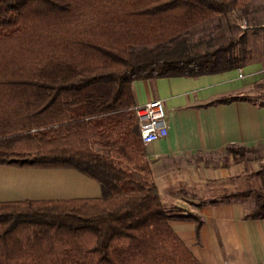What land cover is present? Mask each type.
<instances>
[{
	"label": "trees",
	"instance_id": "16d2710c",
	"mask_svg": "<svg viewBox=\"0 0 264 264\" xmlns=\"http://www.w3.org/2000/svg\"><path fill=\"white\" fill-rule=\"evenodd\" d=\"M246 1L0 0V165L73 169L100 188L0 203V264H200L169 224L199 218L162 206L132 84L236 69L233 40L200 51L189 31ZM251 195L246 218H264L263 177Z\"/></svg>",
	"mask_w": 264,
	"mask_h": 264
},
{
	"label": "crops",
	"instance_id": "0c3cea01",
	"mask_svg": "<svg viewBox=\"0 0 264 264\" xmlns=\"http://www.w3.org/2000/svg\"><path fill=\"white\" fill-rule=\"evenodd\" d=\"M255 50L245 51L233 70L132 84L135 106L163 103L167 136L143 145L145 159L162 206L199 218L169 224L200 264H264V218H246L256 179L227 158L229 147L264 152L263 43ZM222 98L236 99L210 105ZM225 189L233 192L215 194ZM99 195L98 183L73 169L0 165V203Z\"/></svg>",
	"mask_w": 264,
	"mask_h": 264
},
{
	"label": "rangeland",
	"instance_id": "374dc122",
	"mask_svg": "<svg viewBox=\"0 0 264 264\" xmlns=\"http://www.w3.org/2000/svg\"><path fill=\"white\" fill-rule=\"evenodd\" d=\"M263 27L264 0H248L242 2L234 12L217 15L205 23L192 27L189 32L193 36V41H196L198 38L202 39V43L197 47L200 51H203L207 47L213 48L219 44H227L230 40H233L235 43L233 56L241 58V55L243 56L245 51L249 49L255 50L262 43L264 45ZM238 63L239 60H237ZM227 158L236 163H243V172H246V177L249 174L255 177L256 190L260 188L261 177L264 178V152L262 149L238 150L234 155L228 154ZM225 190V193L216 191L215 194L223 196L228 191L233 192L230 189ZM171 211L176 212L177 210L174 208Z\"/></svg>",
	"mask_w": 264,
	"mask_h": 264
},
{
	"label": "built area",
	"instance_id": "2783aa9c",
	"mask_svg": "<svg viewBox=\"0 0 264 264\" xmlns=\"http://www.w3.org/2000/svg\"><path fill=\"white\" fill-rule=\"evenodd\" d=\"M142 145L151 144L167 136L165 110L160 100H152L134 108Z\"/></svg>",
	"mask_w": 264,
	"mask_h": 264
}]
</instances>
